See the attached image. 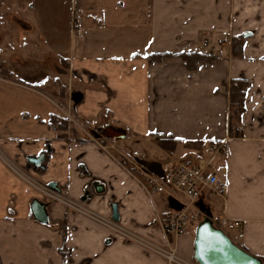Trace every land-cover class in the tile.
<instances>
[{
    "label": "crops",
    "instance_id": "crops-1",
    "mask_svg": "<svg viewBox=\"0 0 264 264\" xmlns=\"http://www.w3.org/2000/svg\"><path fill=\"white\" fill-rule=\"evenodd\" d=\"M65 4L17 0V45L5 49L17 58V76H0V264H167L142 244L164 245V219L176 210L169 200L179 201L165 170L200 161L227 185L200 200L216 209L215 219L242 221L244 235L234 242L264 261V0ZM73 9L83 18L80 34L72 30ZM10 18L1 16L0 26ZM241 34L255 38L236 58L232 39ZM192 52L214 59L189 68L181 54ZM234 78L249 80L241 138L229 133ZM51 116L65 120L66 130L51 126ZM105 126L124 138H94ZM215 143L221 154L211 151ZM155 183V191L143 188ZM35 200L46 222L34 217ZM199 222L170 237L188 264H197Z\"/></svg>",
    "mask_w": 264,
    "mask_h": 264
},
{
    "label": "built area",
    "instance_id": "built-area-1",
    "mask_svg": "<svg viewBox=\"0 0 264 264\" xmlns=\"http://www.w3.org/2000/svg\"><path fill=\"white\" fill-rule=\"evenodd\" d=\"M71 26L72 30L76 34H80L83 30V18L78 10L73 9L71 12ZM224 146L219 143H215L211 146L212 152H219L223 150ZM165 185L173 189L179 195V201L182 204V208L174 210L171 214L167 215L162 225V232L164 234V245H158L154 243H142L143 246L151 250L160 256L167 264H188L185 262L177 252L176 247L170 241V237H176L181 235L187 229V225L191 219L196 216L190 217L189 211L194 208L195 202L201 198L202 195L208 190L211 193L222 195L227 190V185L220 180L215 170L209 168V164L205 161H200L197 164H185L180 163L171 165L165 170L164 174ZM39 189L40 193L45 198L61 201L77 211H82V207L68 202L64 198H61L58 194L52 191L49 187L35 186ZM160 186L155 183L150 187L143 186L145 190L148 188L151 191H155ZM95 214L92 216L94 217ZM97 217V218H96ZM94 218L99 219V216ZM123 236L137 241L138 238L122 229H118L113 226ZM223 228V227H222ZM228 235L234 239L236 235L238 238H242L243 222L240 220H232L226 223L223 228ZM235 234V235H234Z\"/></svg>",
    "mask_w": 264,
    "mask_h": 264
},
{
    "label": "water",
    "instance_id": "water-1",
    "mask_svg": "<svg viewBox=\"0 0 264 264\" xmlns=\"http://www.w3.org/2000/svg\"><path fill=\"white\" fill-rule=\"evenodd\" d=\"M79 95H74L72 101L77 104ZM94 138L107 137L113 139L124 138L125 132L117 129L113 130L107 126L98 128L93 132ZM40 159H34L37 164ZM170 206L179 210L182 204L176 199H170ZM197 210L204 215L196 229L193 240V259L197 264H264L263 259L249 253L240 247L234 240L220 227L214 224V214L204 201L196 202ZM31 211L34 217L40 222H46L47 216L44 204L33 201ZM112 218L118 220L116 206H112Z\"/></svg>",
    "mask_w": 264,
    "mask_h": 264
},
{
    "label": "trees",
    "instance_id": "trees-1",
    "mask_svg": "<svg viewBox=\"0 0 264 264\" xmlns=\"http://www.w3.org/2000/svg\"><path fill=\"white\" fill-rule=\"evenodd\" d=\"M247 35L241 34L233 36L232 39V52L235 56L243 55V47L246 42ZM182 59L189 68L195 67L197 61L202 59H214L213 55L202 54L199 52L192 53H182ZM6 78H11L10 73H4ZM249 87V80L245 78H234L231 81L230 89V123H229V133L230 137L241 138L243 137L242 121L243 116L246 111V94ZM49 124L56 129L65 131L67 128V123L65 120H61L56 116H51Z\"/></svg>",
    "mask_w": 264,
    "mask_h": 264
},
{
    "label": "rangeland",
    "instance_id": "rangeland-1",
    "mask_svg": "<svg viewBox=\"0 0 264 264\" xmlns=\"http://www.w3.org/2000/svg\"><path fill=\"white\" fill-rule=\"evenodd\" d=\"M67 0H59L60 4L63 6H66L65 2ZM11 15L12 18L9 19L8 26L5 28V26H0L1 31L7 33V35L3 36V42H0V76L4 77V73H10L11 78L14 76H17V65H16V60L17 58H12L10 54H12L13 50H5L8 49L9 47L13 49L17 45V41L15 36L17 35V0H0V17L4 15ZM1 22H4L5 20H1ZM4 27V30H3ZM6 29V30H5ZM16 34V35H15ZM247 34V33H246ZM254 37L255 35H247V39ZM262 37H264V33H262ZM246 39V41H247ZM261 41H264V38L261 39ZM244 52V51H243ZM234 55V53L232 52ZM240 56H236L238 58ZM243 57V55L241 56ZM244 58V57H243ZM15 63V64H14ZM71 123L77 124V120H75L71 116ZM223 150H220L218 153L221 154ZM209 157V155H208ZM209 205V204H208ZM214 215L217 216V211L215 208H213ZM190 217L192 218L193 215L196 217L194 219L201 221L204 219V215H202L198 210H190L189 211ZM192 220V219H191ZM229 221L224 219L223 217L221 218L220 216L218 218H214V224L215 226H218L220 228H224L226 223ZM222 228V229H223Z\"/></svg>",
    "mask_w": 264,
    "mask_h": 264
}]
</instances>
